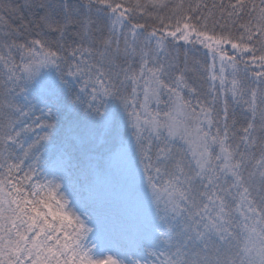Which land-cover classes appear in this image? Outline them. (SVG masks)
<instances>
[{"label": "snow or ice", "instance_id": "1", "mask_svg": "<svg viewBox=\"0 0 264 264\" xmlns=\"http://www.w3.org/2000/svg\"><path fill=\"white\" fill-rule=\"evenodd\" d=\"M0 264H264V0H0Z\"/></svg>", "mask_w": 264, "mask_h": 264}, {"label": "trees", "instance_id": "2", "mask_svg": "<svg viewBox=\"0 0 264 264\" xmlns=\"http://www.w3.org/2000/svg\"><path fill=\"white\" fill-rule=\"evenodd\" d=\"M14 3H24V0H13ZM189 56L192 57V56H195L197 59H202V56H203V53L202 51L200 53H193V52H190L189 53ZM72 117L70 116L69 119H71Z\"/></svg>", "mask_w": 264, "mask_h": 264}]
</instances>
